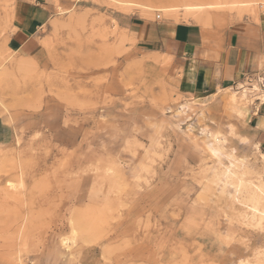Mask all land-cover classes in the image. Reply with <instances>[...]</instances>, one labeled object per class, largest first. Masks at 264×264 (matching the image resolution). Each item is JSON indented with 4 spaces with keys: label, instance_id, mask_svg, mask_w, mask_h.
<instances>
[{
    "label": "rangeland",
    "instance_id": "rangeland-1",
    "mask_svg": "<svg viewBox=\"0 0 264 264\" xmlns=\"http://www.w3.org/2000/svg\"><path fill=\"white\" fill-rule=\"evenodd\" d=\"M161 1L0 0V264L264 261V230L216 177L231 154L264 182V137L222 100L254 98L257 81L181 92L155 27L197 20ZM218 1L202 28L264 11ZM27 5L41 16L39 60L11 38Z\"/></svg>",
    "mask_w": 264,
    "mask_h": 264
},
{
    "label": "crops",
    "instance_id": "crops-1",
    "mask_svg": "<svg viewBox=\"0 0 264 264\" xmlns=\"http://www.w3.org/2000/svg\"><path fill=\"white\" fill-rule=\"evenodd\" d=\"M18 16L11 36L13 45L33 60L41 59L36 43L40 12L27 5L19 10ZM155 35L163 54L170 57L167 77L183 93L232 88L243 85L246 79L252 84L256 77H264V11L234 15L232 21L218 27L202 28L195 21L160 22ZM256 84L260 91L235 115L264 137V98L260 100L258 95L264 92V87Z\"/></svg>",
    "mask_w": 264,
    "mask_h": 264
},
{
    "label": "bare ground",
    "instance_id": "bare-ground-1",
    "mask_svg": "<svg viewBox=\"0 0 264 264\" xmlns=\"http://www.w3.org/2000/svg\"><path fill=\"white\" fill-rule=\"evenodd\" d=\"M162 1H161V4H162ZM176 2H177V0L174 3L176 4ZM228 2H229V0H228ZM178 3L185 8V10L187 11V13L189 15H191L192 17L195 18L194 20H197V22H200V24L203 23L202 25H204L205 21H207L208 13H209L207 10H205L206 9L205 7H214V6L215 7L216 6H222L223 7L222 4L218 5V4H220V2L218 0H206V1L205 0H181V2H178ZM230 3L231 4L234 3V5H236L235 1L230 2ZM230 3L228 5H230ZM7 4H8V2H7ZM162 6H163V4H162ZM170 7H171V4H166V3L163 6V8L166 10L169 9ZM173 7H175L174 4H173ZM8 8L11 9L10 7H8ZM217 8L218 7H216L215 9L217 10ZM234 9H236V8H234ZM238 9L239 8H237V10ZM211 12H213V11H211ZM214 13H215V11H214ZM219 14L220 13H217V15H219ZM217 15H215V16H217ZM221 15H222V13H221ZM221 15L219 16V19H220ZM223 18H226V17H223ZM214 19H216V18H214ZM246 90L247 89H243V91L238 96L236 95L237 92H234L231 94L228 93V95L222 96V100L224 102V105L225 104L227 105V108L230 111V113L240 112L239 110H240L241 106H246L249 102H251L253 100V98L250 97L249 92L247 93ZM250 90L257 92V91H260V88L256 84H254L250 88ZM258 95L260 97V100L264 98V92L263 91L261 94H258ZM190 102L193 104L196 103V101H194V100L185 103L181 108H179L180 109L179 113H182V111L185 113L186 112V111H184L185 107L186 106L189 107L188 104H191ZM218 136L216 134L210 135L211 138L208 140L207 145H206L209 152H210V155L215 157L217 161H219L223 157V153L221 151L222 149L217 145V142L219 141ZM239 138H240V136H239ZM213 170H214V167H213ZM255 172L256 171L252 170L250 168V166H248L243 159H237V158L235 159L234 156L230 154L229 158H228V162L219 171V173L217 174L216 177L218 178L217 180H219L222 183V185L225 186V188H226V186H231L232 191L228 192V195L230 197H232L235 201H238V203L242 205L241 207L244 208V209H240V211L241 210L244 211L242 217L245 218V222L248 221L252 226L264 230V182H263V180H260L261 178L259 180L258 179L252 180V179L247 178L248 174H250V173L254 174ZM213 173H215V172H213ZM243 211H241V212H243ZM257 264H264V261H260Z\"/></svg>",
    "mask_w": 264,
    "mask_h": 264
},
{
    "label": "built area",
    "instance_id": "built-area-1",
    "mask_svg": "<svg viewBox=\"0 0 264 264\" xmlns=\"http://www.w3.org/2000/svg\"><path fill=\"white\" fill-rule=\"evenodd\" d=\"M158 18V17H157ZM248 81L250 82V79H248ZM256 81L262 86L264 87V77H256Z\"/></svg>",
    "mask_w": 264,
    "mask_h": 264
}]
</instances>
